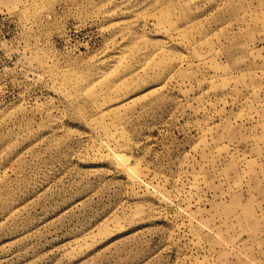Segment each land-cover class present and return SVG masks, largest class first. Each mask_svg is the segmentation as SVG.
I'll return each instance as SVG.
<instances>
[{
    "label": "rangeland",
    "instance_id": "1",
    "mask_svg": "<svg viewBox=\"0 0 264 264\" xmlns=\"http://www.w3.org/2000/svg\"><path fill=\"white\" fill-rule=\"evenodd\" d=\"M0 264H264V0H0Z\"/></svg>",
    "mask_w": 264,
    "mask_h": 264
}]
</instances>
